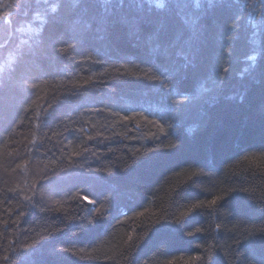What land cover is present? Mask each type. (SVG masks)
Instances as JSON below:
<instances>
[{
    "label": "trees",
    "instance_id": "16d2710c",
    "mask_svg": "<svg viewBox=\"0 0 264 264\" xmlns=\"http://www.w3.org/2000/svg\"><path fill=\"white\" fill-rule=\"evenodd\" d=\"M0 264H264V0H0Z\"/></svg>",
    "mask_w": 264,
    "mask_h": 264
},
{
    "label": "snow or ice",
    "instance_id": "6c2138e0",
    "mask_svg": "<svg viewBox=\"0 0 264 264\" xmlns=\"http://www.w3.org/2000/svg\"><path fill=\"white\" fill-rule=\"evenodd\" d=\"M84 199L87 200L88 198L87 197H84ZM218 199H220V197H217L216 199L212 200L210 203L214 205V204H216V202H217ZM89 202H91V201H89Z\"/></svg>",
    "mask_w": 264,
    "mask_h": 264
}]
</instances>
